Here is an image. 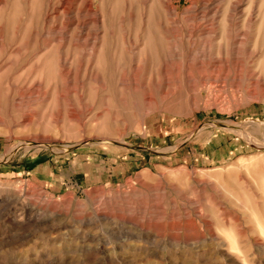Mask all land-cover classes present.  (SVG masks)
<instances>
[{
    "label": "rangeland",
    "instance_id": "374dc122",
    "mask_svg": "<svg viewBox=\"0 0 264 264\" xmlns=\"http://www.w3.org/2000/svg\"><path fill=\"white\" fill-rule=\"evenodd\" d=\"M241 253L264 264V0H0V264Z\"/></svg>",
    "mask_w": 264,
    "mask_h": 264
},
{
    "label": "bare ground",
    "instance_id": "6f19581e",
    "mask_svg": "<svg viewBox=\"0 0 264 264\" xmlns=\"http://www.w3.org/2000/svg\"><path fill=\"white\" fill-rule=\"evenodd\" d=\"M146 32V31H145ZM148 33V32H147ZM158 33V32H157ZM156 34V33H155ZM158 34H160V33H158ZM157 35V34H156ZM155 35V36H156ZM151 36H153V35H151ZM145 37V36H144ZM143 37V38H144ZM148 37V36H147ZM161 37V36H160ZM147 39V38H146ZM157 39V38H156ZM155 39V40H156ZM154 40V39H153ZM152 45H153V43H152ZM158 46V45H157ZM166 47V46H165ZM145 48V47H144ZM158 48H159V46H158ZM149 49V48H148ZM155 49H157L156 47H155ZM158 50V49H157ZM157 50H156V52H157ZM166 50V49H165ZM147 52V51H146ZM152 52V51H151ZM155 52V53H156ZM143 53V52H142ZM141 53V54H142ZM154 53V54H155ZM157 54V53H156ZM162 54V53H161ZM161 56V55H160ZM37 76V75H36ZM41 78V77H40ZM142 227V226H141ZM141 233V232H140ZM143 233V232H142ZM143 235V234H142ZM150 235V234H149ZM151 238V237H150ZM158 239V238H157ZM258 247H260V246H262V244H259V243H255ZM256 248V247H255ZM263 248V247H262ZM261 247L260 248H258V250H260V249H262ZM222 252L224 253V251L222 250ZM253 252V251H252ZM214 253H216V252H214ZM247 253H248V251H247ZM218 254V253H217ZM250 254V253H249ZM249 254H246V255H244V254H240L239 255V257H236V256H234V258L233 257H231L230 258V261L232 262V264H245L246 263V259H245V256H249L250 257V255ZM253 254V253H252ZM262 254V253H261ZM225 255H227V254H225ZM167 256V255H166ZM228 256V255H227ZM226 256V257H227ZM233 256V255H232ZM262 256V255H261ZM236 257V258H235ZM257 258V257H256ZM254 260V259H253ZM253 260H250V261H253ZM207 262V261H206ZM212 263V262H211ZM206 264V263H205ZM248 264V263H247Z\"/></svg>",
    "mask_w": 264,
    "mask_h": 264
}]
</instances>
